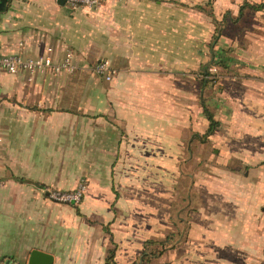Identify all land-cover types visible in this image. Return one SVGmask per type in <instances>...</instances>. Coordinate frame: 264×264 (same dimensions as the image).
<instances>
[{"label": "crops", "instance_id": "0c3cea01", "mask_svg": "<svg viewBox=\"0 0 264 264\" xmlns=\"http://www.w3.org/2000/svg\"><path fill=\"white\" fill-rule=\"evenodd\" d=\"M139 1L0 0V54L70 51L74 64L0 73V264H26L32 249L52 264H108L110 252L129 264L183 211L185 241L155 264H264V60L226 58L204 85L201 59L116 23ZM100 59L117 70L109 81L89 66ZM203 101L216 121L206 136ZM80 178L78 204L43 190Z\"/></svg>", "mask_w": 264, "mask_h": 264}, {"label": "rangeland", "instance_id": "374dc122", "mask_svg": "<svg viewBox=\"0 0 264 264\" xmlns=\"http://www.w3.org/2000/svg\"><path fill=\"white\" fill-rule=\"evenodd\" d=\"M244 1L144 0L138 2L136 9L130 8V4L128 8L119 7L117 14L120 18L115 21L135 29L139 37L146 38L148 42L152 37H164L169 42L170 51L172 53L175 50L179 51L181 57L183 56L192 66L198 65L200 59L202 65L206 64L211 58L212 49L216 53V59L221 57L262 61L264 60V10L256 13L247 11L234 22L222 18L227 10L230 11V16H235L239 5ZM197 5L209 8L219 21H214L206 12L198 10L195 7ZM214 36L216 40L213 42ZM95 61H91L89 66ZM218 70V65H210L208 71L212 74L208 78L216 82L220 73ZM195 71H200V68L189 69L188 73L193 74ZM209 93L210 88L207 86L204 88V94ZM43 190L60 191L61 189L46 187ZM48 199L54 203L66 204ZM185 213L182 212L183 217L186 216Z\"/></svg>", "mask_w": 264, "mask_h": 264}, {"label": "built area", "instance_id": "2783aa9c", "mask_svg": "<svg viewBox=\"0 0 264 264\" xmlns=\"http://www.w3.org/2000/svg\"><path fill=\"white\" fill-rule=\"evenodd\" d=\"M103 0H66L72 7H87L96 9L102 4ZM49 51V50H48ZM74 69L73 54L68 51L65 56L54 62L49 52L44 55L35 57H24L19 53L0 54V73L5 71L8 73H16L18 71H26L30 74L37 72L49 71L53 74H59L63 71L71 72ZM92 72L104 80H111L117 73L116 68L108 59H100L92 64ZM87 189L86 181L80 178L76 186L71 190H46L47 197L60 203L78 204L81 202Z\"/></svg>", "mask_w": 264, "mask_h": 264}, {"label": "trees", "instance_id": "16d2710c", "mask_svg": "<svg viewBox=\"0 0 264 264\" xmlns=\"http://www.w3.org/2000/svg\"><path fill=\"white\" fill-rule=\"evenodd\" d=\"M196 8H198V10L200 11H204L206 12L209 16L212 17V19L214 21H219L216 20L213 12L208 8L206 9L203 5H197L195 6ZM264 10V0H260L259 2H255V1H249V0H245L244 2H242L237 10V14L235 16H230L229 13L230 11L227 10L222 18L223 20L230 19L231 22H234L235 20L239 19L241 16H243L244 14H246L247 11H250L252 13H256V12H261ZM222 21V20H220ZM227 22V21H226ZM218 36V35H217ZM216 40V36H214L213 42ZM215 51L212 49L211 51V58L210 60L206 63L201 65V73L203 75V83L204 85H207L211 79H209L208 77H210V75L212 74L211 72L208 71V67L212 64H216L219 66H223L226 67L227 66V60L226 58H218L216 59V53H214ZM202 107H203V111L207 117L208 120V128L206 130V132L204 133V136L208 135L212 129L213 126L216 124V121H214L211 111L208 107V105L203 101L202 103ZM179 214L177 213V215H175L177 218ZM187 217H180L179 218V222L181 223V226H176L175 230H171L169 231L164 239H147L144 241L143 243V249L141 251V253L139 254V256L133 260L132 262H130L129 264H155L156 260L162 255L163 252L169 250V249H173L176 248L181 242L185 241V236H186V230L188 228V223H187ZM174 225H176V222H174ZM112 255L110 252V256L108 257V264H115L113 263L112 259H111Z\"/></svg>", "mask_w": 264, "mask_h": 264}, {"label": "water", "instance_id": "95a60500", "mask_svg": "<svg viewBox=\"0 0 264 264\" xmlns=\"http://www.w3.org/2000/svg\"><path fill=\"white\" fill-rule=\"evenodd\" d=\"M58 2L64 4L66 0H58ZM52 260V255L38 249H32L26 264H52Z\"/></svg>", "mask_w": 264, "mask_h": 264}]
</instances>
